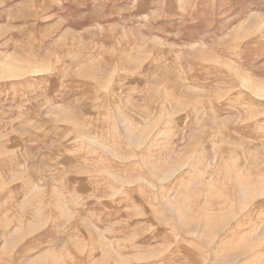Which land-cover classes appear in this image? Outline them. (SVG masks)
I'll return each mask as SVG.
<instances>
[{"label": "rangeland", "instance_id": "1", "mask_svg": "<svg viewBox=\"0 0 264 264\" xmlns=\"http://www.w3.org/2000/svg\"><path fill=\"white\" fill-rule=\"evenodd\" d=\"M0 264H264V0H0Z\"/></svg>", "mask_w": 264, "mask_h": 264}, {"label": "bare ground", "instance_id": "2", "mask_svg": "<svg viewBox=\"0 0 264 264\" xmlns=\"http://www.w3.org/2000/svg\"><path fill=\"white\" fill-rule=\"evenodd\" d=\"M12 72V71H11Z\"/></svg>", "mask_w": 264, "mask_h": 264}]
</instances>
